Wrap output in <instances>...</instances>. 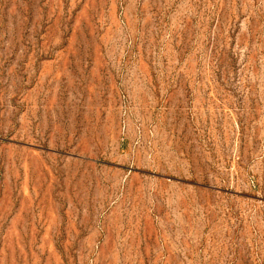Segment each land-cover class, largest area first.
<instances>
[{"label": "rangeland", "instance_id": "rangeland-1", "mask_svg": "<svg viewBox=\"0 0 264 264\" xmlns=\"http://www.w3.org/2000/svg\"><path fill=\"white\" fill-rule=\"evenodd\" d=\"M0 264H264V0H0Z\"/></svg>", "mask_w": 264, "mask_h": 264}]
</instances>
